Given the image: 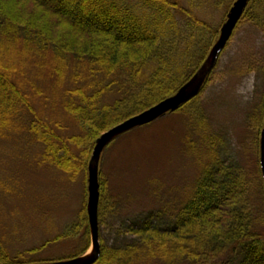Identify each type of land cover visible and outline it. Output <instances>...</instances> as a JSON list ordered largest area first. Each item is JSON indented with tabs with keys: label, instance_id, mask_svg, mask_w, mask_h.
I'll return each instance as SVG.
<instances>
[{
	"label": "trees",
	"instance_id": "1",
	"mask_svg": "<svg viewBox=\"0 0 264 264\" xmlns=\"http://www.w3.org/2000/svg\"><path fill=\"white\" fill-rule=\"evenodd\" d=\"M181 2L0 0V147L18 136L26 137L42 146V162L71 176L86 174L96 139L172 96L195 73L217 36L205 31ZM242 18L264 31V0H249ZM261 60L258 66L264 75V52ZM42 76L57 85L59 115L43 111L48 102L53 106V98L40 85ZM194 110L200 154H205L207 164L199 170L192 196L177 215L180 222L172 228L144 224L133 232L135 239L121 248L102 246L94 264H133L143 257L197 264L206 251L228 249L239 250L234 264H264V240L251 235L254 222L264 219L258 159L264 100L244 121L253 134L248 152L255 170L251 180L227 176L220 155L222 138L206 126V119H198L203 112L200 105ZM65 118L75 121L80 133L65 135L59 130L61 124L47 123ZM199 147L192 145L191 150ZM253 194L259 196L262 213L250 219L245 203ZM70 234L78 249L47 261L84 254L89 241L85 213L58 238L70 239ZM1 248L0 244V264L33 262L11 260Z\"/></svg>",
	"mask_w": 264,
	"mask_h": 264
},
{
	"label": "rangeland",
	"instance_id": "2",
	"mask_svg": "<svg viewBox=\"0 0 264 264\" xmlns=\"http://www.w3.org/2000/svg\"><path fill=\"white\" fill-rule=\"evenodd\" d=\"M179 1L184 9L194 14L205 31L211 35L217 33L210 50L234 0ZM182 18L178 16L180 23H183ZM56 29L60 30V27ZM263 52L264 31L255 22L242 18L221 51L208 81L188 108H181L182 105L181 109L135 128L106 146L98 166L100 248H121L135 239L133 232L144 224L153 228H172L180 222L177 215L192 196L199 170L207 164L205 154H200L199 135L194 128L197 125L194 115L198 112L191 111L196 106L200 105L203 111L198 119H206V126L222 138L220 155L227 176H233L234 180L239 177L253 179L255 170L248 154L253 146V134L244 121L247 114L253 113V108L258 109L264 100V75L258 66L263 60ZM42 77L43 84L40 85L53 98V106L50 101L43 111L50 115L57 111L59 115L57 85L52 79ZM47 123L61 124L59 130L65 135L80 133L75 121L69 118ZM192 145H197L198 151L191 150ZM41 151L39 143L22 136L4 142L0 147L1 249L9 259L33 261L31 264L47 263L50 262L47 260L73 254L78 247L72 234L71 240L58 237L78 223L82 212L87 216V172L71 176L42 162ZM261 178L263 192L262 173ZM258 197L253 194L246 198L250 219L262 213ZM254 224L251 235L264 240V219ZM250 238L248 236L247 240ZM54 239L57 240L53 242ZM90 247L89 235L84 254ZM238 253V249L215 254L206 251L197 264H234ZM62 260L69 259L54 261ZM133 264H169V261L143 257ZM170 264L186 263L177 259Z\"/></svg>",
	"mask_w": 264,
	"mask_h": 264
},
{
	"label": "water",
	"instance_id": "3",
	"mask_svg": "<svg viewBox=\"0 0 264 264\" xmlns=\"http://www.w3.org/2000/svg\"><path fill=\"white\" fill-rule=\"evenodd\" d=\"M249 0H234L226 19L221 25L218 37L210 48L206 58L198 70L183 84L172 96L160 101L145 111L134 115L102 133L95 141L87 165V203L86 215L88 220L89 235L91 239L90 250L85 254L69 260L47 262L41 264H94L100 256L98 240V201H99V161L108 144L119 136L138 127L145 126L180 108L182 105L196 97L204 86L209 74L215 67L217 59L229 41L235 27L240 21ZM260 170L264 181V126L260 134ZM264 193V186H263Z\"/></svg>",
	"mask_w": 264,
	"mask_h": 264
}]
</instances>
